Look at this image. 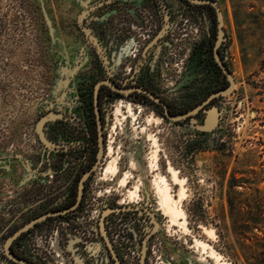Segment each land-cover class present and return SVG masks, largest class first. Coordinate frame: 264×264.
I'll use <instances>...</instances> for the list:
<instances>
[{
  "label": "rangeland",
  "instance_id": "obj_1",
  "mask_svg": "<svg viewBox=\"0 0 264 264\" xmlns=\"http://www.w3.org/2000/svg\"><path fill=\"white\" fill-rule=\"evenodd\" d=\"M214 1L223 21L221 53L235 82L233 93L218 99V128L201 137L189 122H170L150 104L111 100L104 113L107 150L83 204L31 230L18 244L34 252L28 260L91 264L94 252L101 255L94 232L99 208L118 202L148 208L160 219L145 264H264V0ZM102 2L0 0V264H10L3 255L5 240L54 202L66 201L76 182L69 177L74 160L65 158L54 168L59 157L53 149L45 154L38 139L42 106L59 96L67 104L81 102V86L87 88L91 68L103 62L93 41L119 80L155 30L153 11L141 2L130 5L127 15L138 18L128 19L133 28L127 29L131 44L124 52L120 27L127 20L125 4L133 1L98 7ZM168 6L171 46L160 64L165 90L177 85L183 61L190 60L191 85L204 92L210 88L204 86L210 74L203 69L211 59L208 18L179 0H168ZM179 54L186 59H177ZM109 165L116 167L114 174L104 173ZM137 218L128 216L122 223L127 227L112 229L123 256L134 248H121L120 238L127 239ZM91 234L96 237L92 254Z\"/></svg>",
  "mask_w": 264,
  "mask_h": 264
},
{
  "label": "flooded vegetation",
  "instance_id": "obj_2",
  "mask_svg": "<svg viewBox=\"0 0 264 264\" xmlns=\"http://www.w3.org/2000/svg\"><path fill=\"white\" fill-rule=\"evenodd\" d=\"M119 1L120 0H106L105 2L104 0L101 5L98 4V7L105 6L104 8H111L112 6L118 4ZM131 1H133L132 3L135 4H132L130 2H128V4H125L127 20H124V23L120 27L122 33L121 46L124 52H127L131 44V39L127 37V34H129V31L127 29L133 28V24H131L128 19L130 20L138 18L137 16L132 15L131 17H129L127 15V12L132 9V7L130 9V5L138 7L136 3L141 2L143 7H141L142 5L140 7L146 10L148 9L153 11V16L156 20L154 22L155 30L152 31L153 35L148 36L147 42L144 43L140 48L138 58H136L134 66L130 68L129 73L122 79L118 80L115 78V73L113 71L114 69L111 61H109V63L107 64L104 61L102 62L100 60L98 67L91 68V74L87 88L81 86V89L79 90V92L83 93L80 95L81 102L77 101L73 104H67V102L63 101V99L60 100L61 96H59V100L57 99L48 101L42 106L39 118H45L43 133L53 145H57L56 147L52 148L53 150H51V154L58 156L60 159L57 162V165L54 166V168H60V166L66 160L65 158H67L68 160H74L72 168L74 169V173L69 177H72L76 182H73V186L67 191L69 198L66 201L54 202L51 206H49V208H46L42 211V213L37 215V217L45 213L61 211L72 206L76 200L78 182L83 174H88L87 179L84 182L82 199L78 208H80V206L83 204L84 194L86 192L88 182H90V179L92 180V178H94V174L101 166L102 160L107 150L105 143H107V138H109V135L104 113L106 112V108L111 100L125 99L136 104H150L155 109L157 114L166 119V116L164 115L165 109L163 105L167 107V112L170 115L186 114L194 108L202 105V103L208 98L210 94L220 91L228 87L229 85L225 74L222 72L215 61L214 46L217 38V21L215 12L209 5L196 6L189 4L185 0H179L180 2L186 4V6H188L187 8L192 7L195 9H200V11H202L201 15L206 21L208 18L209 24H207L206 29L207 36L209 38L208 40L210 42L209 50L211 59L204 65L201 61L200 65H203V69L204 71H206L207 75L210 74L209 78L206 79L207 82L204 83V86L210 85V88H205L204 92H202L201 89H195L196 87L191 85L192 70L190 60L188 62L183 61L181 68L183 71L182 76H178V78H181V80L177 83L175 81L174 84L177 85L173 86V89L165 90V86L163 84V81L161 80L160 64H162V60L166 59L163 53L166 50H169V47L171 46L169 44V40H171L169 38V33L172 31L171 26H173L171 8L168 6V0ZM163 28L166 29L165 34L161 38L157 39L155 43H153L154 39L159 35ZM149 32L151 31L149 30ZM221 45L217 49V53L222 64L226 67V69L232 76L230 67L225 62V59L222 56ZM179 57H183L184 59H186V56H184V54H179L177 56V59H179ZM181 69H178L177 72L180 73ZM208 69L211 70V73ZM106 80H109L117 90H120V92L112 90L111 88L103 84L99 86L97 93V110L99 114L101 136L103 139V156L96 169L93 170V166L96 164L99 135L96 106L94 102L95 86L98 83ZM143 92L150 93L154 97L158 98L161 104L153 102ZM218 99L219 98H216L209 104L202 106V108L199 109L195 115L187 118L183 122H189L194 128L195 124L203 123L205 118V110H208L211 107H216L221 112V109L217 104ZM192 117L196 120L195 124H192L190 122V119ZM221 117L222 112L221 116L219 117L218 126L221 122ZM49 119H51L52 121H49ZM193 130L198 136L201 137L209 136L215 131L214 130L212 133L204 134L198 132L195 129ZM48 150L49 149L47 148L45 154L48 152ZM56 177H58V175ZM48 192L49 191H47V193ZM93 193L94 192H92V194ZM52 196L54 195L49 194V197ZM46 199H48V197H46L43 201H45ZM100 202L101 204H103V201ZM115 204L116 205L106 203L104 206L99 208L100 213L96 221L97 227L95 228L99 233V225L102 221L104 225L106 241L100 236L99 233L101 255H98L93 251L94 245H96L94 238L96 237L91 234V238L88 239V243L89 245H91V254L94 252L92 254L94 258L91 259V264H124L121 257L119 256L118 251H116L113 246L112 229H114L116 226L127 227L126 224L122 223L128 216L137 215L139 219H136V224H129L127 228V231L129 233L126 236L127 239L125 240L121 237L120 243L122 244L121 248H134L132 254H134V256L137 258L136 264H138L139 254L141 253L143 247H145L146 251V260L150 240L162 228L160 219L154 212H151V210H149L148 208L141 206L139 208L131 207V210H127L128 207L126 205L123 206L118 202H115ZM148 211L151 212L153 216L148 214ZM37 217H34V219ZM59 217L63 216L49 217L45 221L37 224L33 229L37 228L40 224L51 220V218L59 219ZM31 230H29L25 234H22L13 242L11 246V251L20 258L28 259V257L30 258L29 253L30 255L31 253H33L25 249V246H18V244L24 242L23 240H25L26 237H30ZM144 241H146L145 244ZM107 243L110 245V248L107 247ZM112 251L114 253V256L111 253Z\"/></svg>",
  "mask_w": 264,
  "mask_h": 264
},
{
  "label": "water",
  "instance_id": "obj_3",
  "mask_svg": "<svg viewBox=\"0 0 264 264\" xmlns=\"http://www.w3.org/2000/svg\"><path fill=\"white\" fill-rule=\"evenodd\" d=\"M185 1H187L189 4L196 5V6H198V5H209L214 10L215 16H216V21H217V38H216V42H215V46H214V53H215L214 56H215L216 63L218 64V66L220 67L222 72L225 74L229 85H228V87H226L220 91H217L215 93L210 94L208 96V98L202 103V105L194 108L193 110L187 112L186 114L170 115L167 112V107L165 105H163V107L165 109L164 115L166 116V119L170 122H173V123H178V122L184 121L187 118L195 115L197 113V111L202 108V106L209 104L211 101H213L216 98H221V97H226V96L231 95L233 93V90L235 87V82L233 80V77L230 75V73L228 72L226 67L222 64V62L219 58V55L217 53V49L219 48V46L223 42V36H224V32L222 29V27H223L222 16H221L220 10L217 6V3L214 0H185ZM82 30L88 36V31L85 28H83ZM165 30L166 29L163 28V30L159 33V35L154 39L153 43H155L157 41V39L161 38L165 34ZM91 40H92V37H91ZM93 43H94V46L96 47V50L99 54V57L106 63V58L103 55L101 48L97 45L96 42L93 41ZM101 84L106 85L107 87L111 88L112 90H116L117 92H120V90H117L116 87H114L109 80L100 82L95 86V93H94L95 100H94V102H95V106H96L97 125H98L99 135H98V152L96 155V164L93 166V170L96 169L97 165L100 163L102 156H103V139L101 136L99 114H98V110H97V93H98L99 86ZM143 93H145L146 96H148V98L151 99L153 102L160 103L158 98L154 97L150 93H147V92H143ZM204 113H205V118H204V121L202 124H195L196 120L193 117L190 119V122L192 124H195L194 129L200 133H204V134L212 133L218 126L219 117L221 116V112L216 107H211L210 109L205 110ZM44 122H45V118L40 119L37 122L36 134H37L40 142L46 148L52 149L53 147H55V145H53L45 137V135L43 133ZM87 176H88V174H83V176L79 180L78 186H77L76 200L72 206H70L67 209L61 210V211L49 212V213H45V214L38 216L37 218H35V219L27 222L23 226H21L11 236H9L5 240V242L3 244V255L9 262H11L13 264H38L34 261H31V260H28L25 258H20L17 255H15L11 251V246H12L13 242L17 238H19L22 234L27 233L29 230L33 229L37 224L45 221L49 217L64 216L66 214L74 213L77 210V208L79 207L80 201L82 199L84 182L86 181ZM131 209H132L131 207L127 208V210H131ZM148 214L153 216V214H151V212H149V211H148ZM99 233H100V236L106 241L105 230H104V225H103L102 221L99 225ZM145 243H146V241H144V244ZM107 245H108L107 247L110 248V245L108 243H107ZM111 253L114 256L113 251ZM145 254H146L145 247H143L141 253L139 254L138 264H145Z\"/></svg>",
  "mask_w": 264,
  "mask_h": 264
},
{
  "label": "built area",
  "instance_id": "obj_4",
  "mask_svg": "<svg viewBox=\"0 0 264 264\" xmlns=\"http://www.w3.org/2000/svg\"><path fill=\"white\" fill-rule=\"evenodd\" d=\"M96 229V228H95ZM97 230V229H96ZM96 230L94 231V232H96ZM97 233V232H96ZM97 236V235H96ZM116 244H117V240L116 239H113V246H114V248L116 249V251H118V249H117V246H116ZM121 247V246H120ZM31 252V251H30ZM34 253V252H33ZM33 253H31V256H33ZM119 253V256L121 257V259H122V262L124 263V264H131L134 260H135V256H134V254H131V256L129 255V254H125L124 256L121 254V252H118ZM30 254V253H29ZM31 258V257H30ZM35 259V258H34ZM52 259V258H51ZM48 260V258H44V261H46V262H44V264H64V263H62V262H60V263H57L56 261H54L53 259L52 260ZM48 260V261H47ZM51 261V262H50ZM40 262H41V260H40ZM137 263V262H136Z\"/></svg>",
  "mask_w": 264,
  "mask_h": 264
},
{
  "label": "bare ground",
  "instance_id": "obj_5",
  "mask_svg": "<svg viewBox=\"0 0 264 264\" xmlns=\"http://www.w3.org/2000/svg\"><path fill=\"white\" fill-rule=\"evenodd\" d=\"M117 114H120V109L119 108H117ZM129 114L131 115V117L130 118H132V121H134L135 120V115L132 113V111L129 109ZM109 172H112V174H114L115 172H116V167H114V166H112V165H109V166H106V168H105V171H104V173H109ZM105 174V175H106ZM111 174V173H110ZM120 183L122 184V185H124L125 184V177H124V179L123 180H121L120 181ZM161 183H162V185H163V187H164V194H163V200L164 201H168V196H167V193H166V191H167V188H166V183H165V181H161ZM161 200H162V198H161ZM166 203V202H165ZM166 205V204H165ZM170 208V207H169ZM174 210V209H173ZM175 211V210H174ZM212 256V255H211Z\"/></svg>",
  "mask_w": 264,
  "mask_h": 264
},
{
  "label": "trees",
  "instance_id": "obj_6",
  "mask_svg": "<svg viewBox=\"0 0 264 264\" xmlns=\"http://www.w3.org/2000/svg\"><path fill=\"white\" fill-rule=\"evenodd\" d=\"M15 254V253H14ZM6 259V258H5ZM7 260V259H6ZM8 261V260H7ZM9 262V261H8ZM10 264H13V263H11V262H9Z\"/></svg>",
  "mask_w": 264,
  "mask_h": 264
},
{
  "label": "crops",
  "instance_id": "obj_7",
  "mask_svg": "<svg viewBox=\"0 0 264 264\" xmlns=\"http://www.w3.org/2000/svg\"><path fill=\"white\" fill-rule=\"evenodd\" d=\"M95 230H96V229H95ZM95 230H94V231H95ZM96 232H97V234H99L97 230H96Z\"/></svg>",
  "mask_w": 264,
  "mask_h": 264
}]
</instances>
